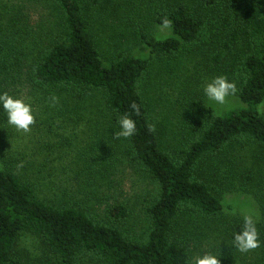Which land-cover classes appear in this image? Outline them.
<instances>
[{
  "label": "rangeland",
  "instance_id": "rangeland-1",
  "mask_svg": "<svg viewBox=\"0 0 264 264\" xmlns=\"http://www.w3.org/2000/svg\"><path fill=\"white\" fill-rule=\"evenodd\" d=\"M158 1L86 0L92 32L106 61L119 53L148 57L140 36L143 31L169 34L151 19ZM188 2L192 8L196 6ZM51 11L47 2L0 0V92L23 98L31 104L35 117L30 130L24 132L9 125L0 110V159L12 162L47 201L77 204L106 221L109 209L125 205L129 215L120 226L130 238H141L150 223L147 209L157 184L134 159L127 139L114 136L103 91L77 87L43 90L31 86L25 75L42 34L52 25ZM206 13L214 16L211 10ZM23 17L27 24L19 22ZM245 48L239 42L229 61ZM150 59L142 91L164 150L178 154L186 148L197 118L238 106L235 94L223 105L204 95V85L216 76L233 81L228 60L212 66L205 46L184 51L173 60ZM261 109L264 111V104ZM198 169L216 186L225 209L220 216L194 210L181 213L173 235L188 244L191 259L211 252L219 256L221 264H260L264 259V147L230 143L204 157ZM244 214L253 215L262 243L241 253L231 241L233 227L242 222ZM15 256L20 264H40L46 259V250L39 239L23 234ZM83 264L106 263L87 259Z\"/></svg>",
  "mask_w": 264,
  "mask_h": 264
},
{
  "label": "trees",
  "instance_id": "trees-1",
  "mask_svg": "<svg viewBox=\"0 0 264 264\" xmlns=\"http://www.w3.org/2000/svg\"><path fill=\"white\" fill-rule=\"evenodd\" d=\"M29 1L47 2L54 17L48 14L52 25L42 34L27 67L30 85L103 91L115 129L124 115L136 121V132L126 139L134 159L157 184V193L147 209L146 232L132 239L120 226L129 215L125 205L109 209L106 221L77 204L47 201L12 162L0 159V264H20L15 248L23 234L36 237L45 248L46 259L40 264H83L87 259L106 264H188V244L173 235L177 217L190 210L220 216L225 209L216 186L200 173L198 164L230 143L264 147V0H190L196 3L193 8L188 0H159L151 19L169 34L143 31L148 57L119 53L109 61L94 38L86 0ZM19 22L28 20L23 17ZM241 41L246 48L229 61ZM204 46L212 66L228 60L239 104L197 118L190 143L174 154L161 147L143 83L150 58L173 60ZM133 103L139 106L138 114ZM261 211L264 240V199ZM241 225H234L233 233Z\"/></svg>",
  "mask_w": 264,
  "mask_h": 264
},
{
  "label": "clouds",
  "instance_id": "clouds-1",
  "mask_svg": "<svg viewBox=\"0 0 264 264\" xmlns=\"http://www.w3.org/2000/svg\"><path fill=\"white\" fill-rule=\"evenodd\" d=\"M163 26L167 27V21L163 22ZM237 91L236 84L223 75L216 76L208 81L203 88L204 95L217 104L226 103V98L235 94ZM131 108L137 114L140 109L135 103ZM0 110L7 118V123L17 130L28 132L30 126L34 124L35 117L32 106L23 98L9 94L8 92H0ZM118 130L114 129L116 138H128L136 132V121L129 115H124L118 120ZM262 241L259 238L257 222L251 214H244L242 217V225L239 231L233 233L231 246L235 247L241 253L261 246ZM188 264H221L219 256L205 252L202 255L190 259Z\"/></svg>",
  "mask_w": 264,
  "mask_h": 264
}]
</instances>
